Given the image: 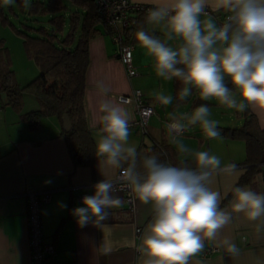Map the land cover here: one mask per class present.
Here are the masks:
<instances>
[{"label":"crops","instance_id":"0c3cea01","mask_svg":"<svg viewBox=\"0 0 264 264\" xmlns=\"http://www.w3.org/2000/svg\"><path fill=\"white\" fill-rule=\"evenodd\" d=\"M133 1L150 6L158 2ZM206 9L211 11L208 15L219 27V18L226 12H214L211 7ZM135 15V12L130 13L132 18ZM146 28L155 38L165 40L162 25L146 23ZM166 43L176 48L182 42L174 38ZM132 62L137 75L129 79L118 59V45L109 34L101 31L89 41L84 109L95 147L102 134L99 103L107 100L119 104L131 122L136 118L134 106L122 104L116 97L139 88L145 100L154 107L155 114L149 118L147 134L142 135L136 126L129 127L128 144L136 148L137 174H145L143 161L147 157L154 156L158 163L165 166L167 163L174 166L183 161L184 165L196 171H199L195 162V153L198 151H207L221 159V169L213 174L209 187L220 192L219 208L228 213L230 219L214 238L203 240L202 250L190 256L187 264H264V216L249 220L244 213L232 210L235 187H244L264 195V165L250 172L248 181L239 184L249 166L245 162L247 152L244 139L220 135L210 140L203 134L199 124L189 125L186 120H181L185 125L184 132L172 140V131L166 128L167 121H174V117L179 120L181 115L190 114L201 104L209 106V118L218 122V128L226 124L238 127L246 114H252L259 127L264 129V113L251 108L239 112L215 100L203 101L195 89L181 100L179 92L184 85L177 79L163 80L157 77L152 58L136 42L133 44ZM95 81H101L102 86L110 91L106 95L100 93L94 86ZM159 92L171 95L172 103L162 105L155 96ZM30 98L26 94L23 107L16 108L0 96V264H30L26 217V194L30 191H50V201L43 204L40 210L42 233L44 239L54 245L58 261L76 264H144L148 257L141 252L142 239L155 215L152 203L144 204L137 198L135 210L131 211L122 197L110 193L121 201L119 208L106 209L108 218L101 222L108 226L110 232L106 235L94 223L81 227L73 215L75 208L83 206L80 195L85 192L93 195L92 187L102 180H110L119 169L105 168L101 172L102 165L98 157L93 169L89 166L75 167L67 150L63 125L55 116L41 118L36 128L29 124L24 114L39 108L35 96V99ZM226 165H234V168L229 169ZM122 167H128V162H124ZM137 229H140L139 232ZM105 239L111 246L108 254H104L102 248ZM225 240L235 245V253L227 250ZM208 247L217 250L203 256V251Z\"/></svg>","mask_w":264,"mask_h":264},{"label":"clouds","instance_id":"9594fccd","mask_svg":"<svg viewBox=\"0 0 264 264\" xmlns=\"http://www.w3.org/2000/svg\"><path fill=\"white\" fill-rule=\"evenodd\" d=\"M4 6L15 0H0ZM28 7V0H24ZM225 11L226 22L217 26L205 11ZM204 19H201V17ZM148 25H162L165 40L155 38L144 28L134 33L136 44L152 58L157 77L179 80L184 87L179 92L183 100L195 89L203 101L244 112L251 108L264 113V0H158L145 15ZM178 38L182 43L173 48L166 41ZM182 66V67H178ZM228 81L232 88L226 86ZM96 89L106 95L110 89L95 81ZM162 105H170L172 96L155 93ZM101 113V135L96 142V155L105 168L120 169L132 192L144 204L152 203L154 218L147 225L141 252L148 257L144 264H187L190 256L200 252L205 238H214L217 231L230 219L220 210L221 194L212 190L213 174L221 169L220 157L207 151L195 153L199 171L165 166L156 158L143 161L145 175L135 171V146L128 144L129 116L119 104L107 100L98 105ZM207 104H201L190 114L181 115L169 126L172 132H181L186 120L199 124L206 138L220 136L218 122L210 119ZM128 162V167H122ZM225 167L233 169L234 165ZM113 184L105 179L95 184L94 194L82 198V207L73 210L77 223H94L106 235V209L119 208L121 201L111 196ZM232 210L242 212L249 220L264 216V195L244 187L233 189ZM67 207V205H64ZM230 253L237 251L234 244L224 241ZM104 254L111 251L105 239Z\"/></svg>","mask_w":264,"mask_h":264},{"label":"trees","instance_id":"16d2710c","mask_svg":"<svg viewBox=\"0 0 264 264\" xmlns=\"http://www.w3.org/2000/svg\"><path fill=\"white\" fill-rule=\"evenodd\" d=\"M8 13L21 19V27L12 23ZM135 13L123 31L124 41L132 45L136 42L134 33L138 28H144L154 36L146 28L144 12ZM0 22L9 24L22 38L27 57L33 59L39 68V74L23 86L15 81L13 70L8 66L1 69L0 90L6 93L7 102L19 108L23 92L35 96L39 108L24 114L35 128L46 116H55L63 125V116L67 115L71 128L67 131L62 129L73 165L93 169L96 147L84 109L89 41L101 31L110 36L113 32L97 3L95 0H28L27 8L24 0L6 7L0 3ZM225 84L232 87L227 80ZM219 130L225 137L245 140V162L249 166L238 183L248 181L250 172L264 165V129L259 127L254 115L246 114L240 126L219 127ZM173 167L190 169L183 161Z\"/></svg>","mask_w":264,"mask_h":264},{"label":"built area","instance_id":"2783aa9c","mask_svg":"<svg viewBox=\"0 0 264 264\" xmlns=\"http://www.w3.org/2000/svg\"><path fill=\"white\" fill-rule=\"evenodd\" d=\"M99 9L101 10L107 24L112 29L111 38L118 45V59L124 66V71L127 78H132L137 75V70L132 62L133 45L126 43L123 37V31L130 25V13L135 11H143L144 16L148 8L152 7L147 4L137 3L133 0H95ZM210 14L211 11L205 9ZM223 14L218 21L219 26L226 22V16ZM116 99L122 104L133 105L136 112V118L129 122L130 126H136L142 135L147 134V127L149 118L155 114L154 107L148 103L142 91L139 88H134L128 94H119ZM174 121H167L166 128L170 130V125ZM171 131V130H170ZM184 132H172L174 137ZM167 166H171L167 163ZM173 167V166H172ZM126 168V167H125ZM120 169L115 176L109 181L113 184L112 193L122 197L131 211L135 210L137 197L132 192L128 182L121 176ZM141 179L145 174H138ZM90 196V193L85 192L80 195V199ZM51 199L50 191H30L26 194L27 209L26 217L28 224V243L30 248V264H76L58 261L55 258L54 245L45 240L42 233L41 224V206ZM140 229H137L139 232ZM217 249L208 247L203 251V256L215 252Z\"/></svg>","mask_w":264,"mask_h":264},{"label":"rangeland","instance_id":"374dc122","mask_svg":"<svg viewBox=\"0 0 264 264\" xmlns=\"http://www.w3.org/2000/svg\"><path fill=\"white\" fill-rule=\"evenodd\" d=\"M8 15L16 27H21V19L19 20L9 13ZM7 66L13 70V77L20 86L25 85L39 74L38 66L25 53L22 38L9 24L0 22V71L1 69L4 70ZM24 94L31 97L30 99H35L28 92H23L21 108L23 107V102L26 101ZM0 96L7 99L6 93L2 90H0ZM224 126L229 127L227 124Z\"/></svg>","mask_w":264,"mask_h":264},{"label":"water","instance_id":"95a60500","mask_svg":"<svg viewBox=\"0 0 264 264\" xmlns=\"http://www.w3.org/2000/svg\"><path fill=\"white\" fill-rule=\"evenodd\" d=\"M23 0H15V2L17 3H20L22 2ZM71 128V123H70V120L68 119L67 115H64L63 116V129L65 131L69 130Z\"/></svg>","mask_w":264,"mask_h":264}]
</instances>
